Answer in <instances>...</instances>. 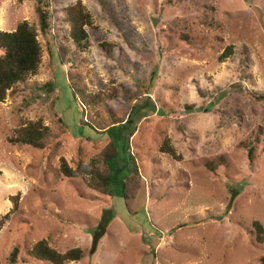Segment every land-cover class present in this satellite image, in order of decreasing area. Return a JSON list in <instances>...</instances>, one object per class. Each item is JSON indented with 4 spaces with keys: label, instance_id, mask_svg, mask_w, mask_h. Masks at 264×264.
<instances>
[{
    "label": "rangeland",
    "instance_id": "1",
    "mask_svg": "<svg viewBox=\"0 0 264 264\" xmlns=\"http://www.w3.org/2000/svg\"><path fill=\"white\" fill-rule=\"evenodd\" d=\"M77 1L45 0L51 30L38 36L39 69L0 103V264H52L28 254L43 238L84 251L66 264H264V232L259 241L253 225L264 228V100L250 94H264V0H80L92 16L83 51L68 35ZM36 4L0 0V30L38 26ZM228 45L234 53L220 60ZM40 117L51 131L45 148L8 142ZM113 123L128 125L137 166L126 188L103 194L64 176L61 157L88 162ZM166 139L181 159L161 150Z\"/></svg>",
    "mask_w": 264,
    "mask_h": 264
},
{
    "label": "trees",
    "instance_id": "2",
    "mask_svg": "<svg viewBox=\"0 0 264 264\" xmlns=\"http://www.w3.org/2000/svg\"><path fill=\"white\" fill-rule=\"evenodd\" d=\"M100 2L104 7H107V0H100ZM36 11L39 17L38 26H36V24H29L27 21H22L12 31L0 30V48L4 50L3 54L0 55V103L5 101L9 90L13 89L18 83H23L28 80L31 75L36 74L42 62V47L38 40V36L39 33H41L45 38H48L51 30L50 13L45 5V0H37ZM66 11L68 17L67 21L70 24L68 35L74 42L75 47L79 51H83L89 46L87 26L92 24V16L80 0L72 6H69ZM48 43L51 45V42ZM67 51L64 45H61L58 49V56L62 61ZM233 53V46L228 45L219 56V59L223 60ZM54 71H56L55 68ZM235 85L239 86L238 90H243L241 83H236ZM44 89L47 92L55 91V81L47 82L44 85ZM250 94H252L257 101L264 100V94L260 92L250 91ZM141 95L142 92L138 91L134 99H137ZM221 96L222 94L216 96L215 101ZM87 97L89 101H98L100 99V96H97L98 98L93 95ZM212 105L213 104L209 105L206 110L210 111ZM187 109L192 110L193 106L189 105ZM122 125L124 126H117V124L113 123L110 127L102 131L104 135L111 137V140L97 156L93 157L88 162L79 161L76 166L73 167L69 165L64 157H61L60 171L62 174L70 178L83 177L90 187L103 194H111V187H115V184L119 182L126 188L125 178L128 177L132 171H136L137 166L133 155L130 154L129 143L126 139L125 132L129 130V127L128 125L126 126V124ZM117 127H119V129L115 130ZM50 133V127L46 125L44 119L40 117L36 120H26L8 136L7 140L12 145L24 144L43 149L46 147V141ZM124 138L125 140L123 141ZM248 146V158L252 161L254 159L255 145L251 143ZM161 150L169 153L175 159H181L175 148L169 143V139L164 141ZM224 162L225 158L221 156L216 158L213 162H209L208 166L214 171ZM15 204H17V200H15ZM5 218L6 216H3L0 219V230L4 225ZM113 218V215L105 218L98 230L94 231V244L89 252L91 256L94 255L97 250V243L101 237L99 232L107 226ZM253 225L256 237L259 241H262L264 232L263 225L259 221H254ZM19 252L20 248L16 246L11 254V263L17 262ZM28 254L33 259L48 261L52 264H66L81 261L85 257L84 251L79 247L60 252L52 247L48 240L44 238L35 242L28 250Z\"/></svg>",
    "mask_w": 264,
    "mask_h": 264
}]
</instances>
